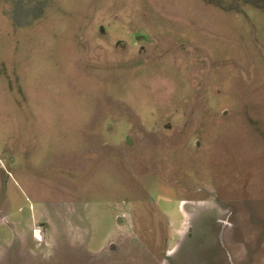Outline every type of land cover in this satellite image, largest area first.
I'll return each mask as SVG.
<instances>
[{
	"label": "rangeland",
	"instance_id": "374dc122",
	"mask_svg": "<svg viewBox=\"0 0 264 264\" xmlns=\"http://www.w3.org/2000/svg\"><path fill=\"white\" fill-rule=\"evenodd\" d=\"M230 3L0 6V264H264V0Z\"/></svg>",
	"mask_w": 264,
	"mask_h": 264
},
{
	"label": "trees",
	"instance_id": "16d2710c",
	"mask_svg": "<svg viewBox=\"0 0 264 264\" xmlns=\"http://www.w3.org/2000/svg\"><path fill=\"white\" fill-rule=\"evenodd\" d=\"M230 1L232 0H208V3L234 12L235 9ZM239 1L236 0V2ZM0 6H3L5 14L15 28L24 29L32 26L44 16L48 0H0Z\"/></svg>",
	"mask_w": 264,
	"mask_h": 264
}]
</instances>
